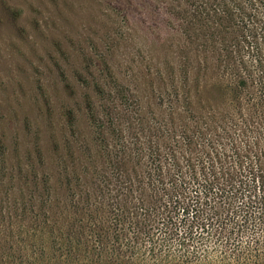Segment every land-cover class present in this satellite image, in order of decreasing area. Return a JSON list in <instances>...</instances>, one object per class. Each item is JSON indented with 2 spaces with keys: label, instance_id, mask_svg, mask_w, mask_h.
<instances>
[{
  "label": "rangeland",
  "instance_id": "1",
  "mask_svg": "<svg viewBox=\"0 0 264 264\" xmlns=\"http://www.w3.org/2000/svg\"><path fill=\"white\" fill-rule=\"evenodd\" d=\"M167 18L159 0H0V264H264V258L237 260L239 250L216 239L218 234H197V223L206 215L215 218L214 212L230 200L200 194L197 190L210 186L195 184L192 176L186 179L191 184L181 187L172 177L174 161L165 162L168 176L155 183L165 186L164 192L150 194L146 187L141 193L140 186L132 194L116 195L111 180L109 189L97 194L83 175L71 200L60 192L59 169L48 165L51 142L68 135L69 121L77 123L84 138H94L100 126L91 122V112L101 114V104L118 102L98 97L92 77L113 91L118 84L130 86L139 92L146 115L170 124L171 111L158 97L175 86L172 71L178 82L169 34L175 25ZM249 58L257 59L253 63L264 71V39L255 43ZM80 75L92 83L85 85ZM86 95L93 99L92 111ZM114 122L105 123L100 134L111 145L115 126L121 125L131 142L126 126ZM164 140L166 136L159 142ZM92 155V174L111 171L98 152ZM47 183L50 192L43 203L38 191ZM31 188L37 194L29 200ZM248 188L264 190L252 183ZM98 221L99 227L92 226ZM185 223L191 224V238L184 234ZM80 226L83 234L78 236ZM29 228H42L47 240L71 234L78 249H63Z\"/></svg>",
  "mask_w": 264,
  "mask_h": 264
},
{
  "label": "trees",
  "instance_id": "2",
  "mask_svg": "<svg viewBox=\"0 0 264 264\" xmlns=\"http://www.w3.org/2000/svg\"><path fill=\"white\" fill-rule=\"evenodd\" d=\"M159 1L167 21L175 25L174 33L169 34H173L170 48L178 82L176 76L173 81L172 71L171 84L176 87L158 96L160 105L171 111L170 124H160L154 116L146 115L139 92L130 86L118 84L113 91L106 82L94 81L92 77L98 97L104 101L115 98L118 102L101 104L103 113L95 114L92 97L84 96L92 111L91 122L100 130L107 122L123 123L131 142L125 138L121 125L115 126L111 145L100 130L94 138L86 139L71 120L68 135L62 141L51 142L48 165L59 169L62 180L58 182L63 186L60 192L71 200L83 175L93 182L97 194L105 193L111 180L116 181L114 189H110L116 195L132 194L133 187L140 186L141 193L147 188L150 194L164 192L165 186L159 188L155 183L161 184L168 176L165 162L174 161L177 170L172 177L179 179L181 187L191 184L186 179L191 180L192 176L198 180L195 184L210 186L197 190L200 194L230 200L226 207L214 212L215 218L206 215L197 223V234L208 230L214 236L218 234L216 239L221 237L224 244L239 250L235 253L237 260L256 262L264 258V190L248 187L250 183L264 186V71L253 63L257 59L249 58V52L264 39V0ZM96 62L102 66L101 61ZM99 65L98 70L106 72ZM80 77L85 85L92 83L87 76ZM66 110L74 116L71 107ZM163 136L168 140L159 142ZM92 141L99 147L95 148ZM94 151L110 164V172L98 169L92 174L93 166L88 161ZM49 192L47 183L44 190L38 191L39 200L46 203ZM36 194L34 188L29 189V200ZM97 223L92 226L99 227ZM36 231L45 238L42 228H29L33 235ZM172 231L175 235L180 232L177 227ZM77 233L83 234L81 226ZM184 234L191 238V224H186ZM233 234L249 237L243 241ZM74 239L67 234L59 240L45 241L75 250L78 242Z\"/></svg>",
  "mask_w": 264,
  "mask_h": 264
}]
</instances>
